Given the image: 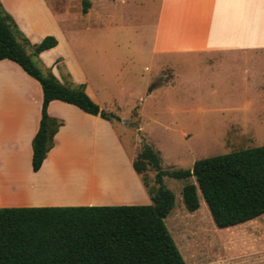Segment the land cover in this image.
Instances as JSON below:
<instances>
[{
  "label": "rangeland",
  "instance_id": "rangeland-1",
  "mask_svg": "<svg viewBox=\"0 0 264 264\" xmlns=\"http://www.w3.org/2000/svg\"><path fill=\"white\" fill-rule=\"evenodd\" d=\"M47 1L97 104L122 118L111 123L135 158L148 145L163 170L173 171L264 145V52L220 64H205L195 54H153V34L147 27L136 30V18L144 16L137 0H93L90 16L83 0ZM36 44L26 47L29 54ZM33 60L44 72L50 69ZM147 175L155 187V172ZM163 179L175 195L165 224L186 264H264V215L218 228L200 190L199 208L190 212L185 206L183 188L196 183L194 177Z\"/></svg>",
  "mask_w": 264,
  "mask_h": 264
},
{
  "label": "crops",
  "instance_id": "crops-1",
  "mask_svg": "<svg viewBox=\"0 0 264 264\" xmlns=\"http://www.w3.org/2000/svg\"><path fill=\"white\" fill-rule=\"evenodd\" d=\"M0 2L31 43L48 35L57 38L58 45L42 52L39 60L62 82L63 75H69L75 84H85L97 103L60 16L48 1ZM90 3L86 16L94 9L93 0ZM136 5L144 9L140 12L144 16L135 20L136 30L147 27L153 34V54H195L205 64H220L264 52V0H137ZM42 102L38 81L13 61H0V207L152 203L133 167L135 156L112 123L61 101L49 104V115L63 125L35 172L32 142L40 126Z\"/></svg>",
  "mask_w": 264,
  "mask_h": 264
},
{
  "label": "trees",
  "instance_id": "trees-1",
  "mask_svg": "<svg viewBox=\"0 0 264 264\" xmlns=\"http://www.w3.org/2000/svg\"><path fill=\"white\" fill-rule=\"evenodd\" d=\"M83 0V12L90 8ZM48 35L26 47L29 39L0 2V61L10 60L38 81L43 92L42 117L33 142L32 165L39 171L53 149L55 135L63 122L48 113L52 101H61L113 122L121 118L101 110L70 76L63 82L33 60L58 45ZM152 203L149 205L76 207H0V264H186L165 219L174 208L175 195L164 176L189 180L183 200L190 212L199 206L202 193L215 225L229 228L264 215V145L197 160L192 169L165 171L161 158L145 145L133 161ZM155 172V187L147 173Z\"/></svg>",
  "mask_w": 264,
  "mask_h": 264
}]
</instances>
